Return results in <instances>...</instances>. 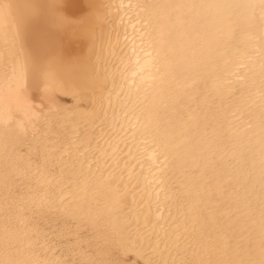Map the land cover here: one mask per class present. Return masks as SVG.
<instances>
[{"label": "bare ground", "instance_id": "1", "mask_svg": "<svg viewBox=\"0 0 264 264\" xmlns=\"http://www.w3.org/2000/svg\"><path fill=\"white\" fill-rule=\"evenodd\" d=\"M0 264H264V0H0Z\"/></svg>", "mask_w": 264, "mask_h": 264}, {"label": "rangeland", "instance_id": "2", "mask_svg": "<svg viewBox=\"0 0 264 264\" xmlns=\"http://www.w3.org/2000/svg\"><path fill=\"white\" fill-rule=\"evenodd\" d=\"M124 257H125V256H123V258H124ZM127 258H128V256L125 257V260L129 261V258H128V259H127Z\"/></svg>", "mask_w": 264, "mask_h": 264}, {"label": "snow or ice", "instance_id": "3", "mask_svg": "<svg viewBox=\"0 0 264 264\" xmlns=\"http://www.w3.org/2000/svg\"><path fill=\"white\" fill-rule=\"evenodd\" d=\"M177 198H178V194H177Z\"/></svg>", "mask_w": 264, "mask_h": 264}]
</instances>
